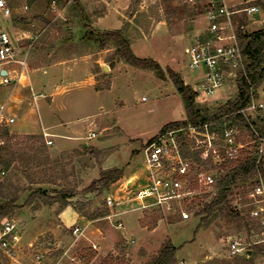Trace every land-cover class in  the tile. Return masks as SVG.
Listing matches in <instances>:
<instances>
[{"label":"rangeland","instance_id":"374dc122","mask_svg":"<svg viewBox=\"0 0 264 264\" xmlns=\"http://www.w3.org/2000/svg\"><path fill=\"white\" fill-rule=\"evenodd\" d=\"M77 1L88 3L92 0ZM8 3L15 14L17 28L28 33L41 32V39L52 28L71 24L68 15L75 0H8ZM129 7L126 17L130 24H125L123 32L134 56L151 59L163 69H171L193 90L201 81L202 74L189 70L184 49L205 27L198 2L156 0L153 4H143L142 0H131ZM43 16H47L45 22H38V17ZM35 19V26L28 27V20ZM159 23L164 27L159 29ZM239 23L244 25L245 34L264 29V6L260 7L257 15L249 20L242 19ZM7 32L10 36L14 34L11 28H7ZM80 32H76L78 36ZM38 41L31 49L21 48L17 54V60L23 61L26 68L16 88H23L29 94L31 88L34 94L48 95L49 87L39 82L45 79L43 72H48L47 69L35 71L29 81L26 80L27 68L40 58L37 57ZM107 50L110 52L104 54L102 61L105 62V69L110 70L93 69L97 73L95 87L110 84L113 76L112 89L97 93L87 84L82 85L80 90L76 86L71 95L78 93L82 106L65 115V118L74 122L79 139L74 144L53 139L50 147L60 150L75 145L76 150L51 154L43 139L37 140L30 136H7L3 139L0 164L6 175L0 179V207L11 201L16 202L17 209L6 218L15 222V231L19 236L17 248L31 256L33 262L42 261L45 255L59 256L66 252L70 264H91L95 258L93 264H104L110 256L125 264H147L161 245L170 241L176 248L175 264H244L239 258L227 254L226 245L232 237H238L245 243L261 239L256 222L247 216L248 210L244 207L246 186L236 184L231 189V212L226 211L216 217L199 214L216 194L206 202H197L195 214L186 221H181L167 209L141 210L139 203L134 201L146 176V145L159 135L165 125L184 121L186 112L183 101L167 77L161 81L150 72L117 62L112 43L106 45ZM107 60H113L112 67L106 63ZM115 64L117 67L111 74ZM11 91V87L0 88V100L6 102L7 107L11 105ZM236 91L237 87L234 89L228 84L215 94V97L219 95L217 98L195 99V104L202 110L213 112L225 103L234 101ZM260 91L264 92V83ZM72 99L74 97L71 102ZM39 101L41 104L43 100ZM39 121L42 127L46 125L41 111L30 116V126L34 125L36 131L41 128ZM22 123V118L17 116L16 124ZM90 132L95 135L92 139L88 138ZM112 169L123 172L120 180L109 184L106 189L102 190L100 185H96L91 192H87L91 184L99 179L100 171ZM261 183L264 186V178ZM38 190H44L47 197L59 201L60 195L71 194L70 200L56 203V209L69 206L90 222L88 228L79 226L63 231V235L72 238L68 247L66 244L60 245L56 241L58 238L49 233L35 240L40 220L48 224L47 227L57 224L53 218L56 212L48 217L47 209L37 221L32 219L34 210L30 205L33 204L34 208L48 206V200L40 197ZM107 200L117 201V207L108 208ZM234 202L239 205L236 210L232 206ZM239 211L241 214L238 216L235 212ZM153 216L157 218L154 227L149 224ZM142 222L146 227L141 225ZM22 223L26 225L21 227ZM74 230H78L76 236L72 234ZM40 231L44 233L45 230ZM84 236L91 238L94 243H81L80 238ZM261 245L264 243L249 247L251 257L245 261H250L249 264H264V258L258 251ZM91 253H94V257L89 259ZM5 257L7 255L0 251V264L5 263Z\"/></svg>","mask_w":264,"mask_h":264},{"label":"built area","instance_id":"2783aa9c","mask_svg":"<svg viewBox=\"0 0 264 264\" xmlns=\"http://www.w3.org/2000/svg\"><path fill=\"white\" fill-rule=\"evenodd\" d=\"M196 1L205 27L184 49V56L189 70L202 74L201 81L193 89L195 99L208 100L225 85L237 87L238 76L245 69V57L237 37L239 21L257 15L264 0ZM14 18L8 0H0V88L11 87L12 90L26 68L23 61L17 60L19 50L31 49L42 34L20 30ZM7 28L13 30L12 36ZM236 114L246 122L247 129L242 130L230 121L188 125L159 134L146 145V176L134 198L141 210L167 209L181 221H186L195 214L197 202H206L217 193L218 182L230 162L245 154L259 167L264 157V92L259 90L256 95L251 94L249 103ZM13 122L7 112V103L0 100V150L4 146L3 139L11 136L8 128ZM94 137L92 133L88 136L89 139ZM5 175L0 164V179ZM261 180L258 173V181L247 190L244 204L248 217L260 225L261 239L251 243L238 237L228 239L226 251L229 256L248 258L249 247L264 243V186ZM117 204L115 200H107L110 209L116 208ZM232 206L239 208L236 202ZM15 230L13 220L6 217L0 220V251L7 256L19 240ZM77 233L78 230L72 232L73 236Z\"/></svg>","mask_w":264,"mask_h":264},{"label":"crops","instance_id":"0c3cea01","mask_svg":"<svg viewBox=\"0 0 264 264\" xmlns=\"http://www.w3.org/2000/svg\"><path fill=\"white\" fill-rule=\"evenodd\" d=\"M130 2L131 0H92L88 3H82L75 0L73 9L69 11L68 15L71 24L63 28H52L40 39V42L38 41L37 57L40 58L27 68L26 80L28 82L31 77L30 75L35 71L47 69L48 72H43L45 81L39 80V82L46 84L49 87V92L48 95H44L43 93L34 94L31 88L29 89L30 94L26 93L23 88H16L11 91L9 97L11 105L7 107L9 116L14 120L13 124L8 128L11 136H30L37 140L43 139L45 144L48 145L47 147L51 154L66 153L77 149L75 145L70 149L63 148L60 150H52L50 147L53 145V139H60L73 144L79 139L76 136L77 131L74 122L65 118V115L73 113L82 106L78 98L79 94L71 95V92L76 86L80 90L84 84L94 89L95 92H99L95 87L97 73L93 69L95 67L101 68L102 71L105 69V62L102 61V58L110 50L105 51L108 43L103 46L104 48L101 47L96 36L105 32L125 29V24H130V21L126 17V11L129 9ZM155 2L156 0H142L143 4H153ZM62 12L64 13L65 11ZM38 18L40 20H28V27L35 26L36 20L44 23L47 16ZM157 27L160 29L164 25L159 23ZM78 30L81 31L79 36L76 33ZM107 61L106 63L109 64V67H112L111 63H113V60ZM116 67L117 64L113 65L110 73L115 71ZM107 70H110V68L105 69V71ZM113 81V76H111L110 86L107 91L112 89ZM2 95L4 94L2 93ZM72 97H74V100L72 99L71 102ZM217 97L214 95L212 98L215 99ZM39 100H43L41 104ZM38 111L42 112L43 120L47 126L42 127L39 121L41 128L36 131L34 125L30 126V116L38 114ZM17 116L23 120V123L20 125L16 124ZM82 147H85V145ZM29 207L34 210L32 216L34 221H37L46 209L48 217H50L51 213L56 212L53 218H55L54 221L57 224L55 223L51 227H47L48 224L44 223L43 220L38 222L40 224H37L38 232L35 240L43 234L49 233L54 238H58V240H55L59 241L60 245L66 244L68 247L72 238L63 235V231L79 226L88 228L90 225L89 221L84 220L82 216H79L69 206L56 209L58 208L57 205L53 204L51 206L34 208L32 204ZM25 225L26 223H22L20 226L24 227ZM40 229H44V233ZM80 239L81 243H94L90 240L91 238L88 239L86 236ZM98 256L99 254L96 257ZM67 258L68 253L64 252L59 256L45 255L42 261L33 262L31 256L22 253L21 249L15 246L11 256L5 257L4 264H70Z\"/></svg>","mask_w":264,"mask_h":264},{"label":"trees","instance_id":"16d2710c","mask_svg":"<svg viewBox=\"0 0 264 264\" xmlns=\"http://www.w3.org/2000/svg\"><path fill=\"white\" fill-rule=\"evenodd\" d=\"M136 1L138 0H132V2ZM243 27L244 25L239 23L237 37L240 43L242 54L245 57V69L244 72L240 73L238 76L236 83L237 91L234 101L227 102L225 105L216 108L213 112L202 110L196 106L194 91L184 84L177 73L173 72L167 67L163 69L157 62L151 59L136 58L132 52L128 40L124 36V30L105 32L97 35L96 38L99 40L101 47L107 43L113 44L117 62L124 63L141 71L150 72L161 81L167 77L169 82L174 86L176 93L184 103L186 119L184 121L165 125L159 134L188 125L199 126L209 122H217V124H222L223 122L229 121L235 124L238 128L244 130L247 129L248 126L243 118L236 113L249 103L251 94L256 95L264 83V29L250 34H245L243 32ZM109 86L110 84L105 85V87H97V90H107L109 89ZM225 117H227L226 120ZM151 141L149 143H151ZM258 173L261 175V178H264V159L261 160L258 168L255 165L254 159L245 154L242 155L239 160L230 162L226 166L224 174L218 182L216 197L210 202V204L204 205L199 214L205 215L207 217H216L223 215L226 211L231 212L229 200L232 195L231 189L236 184H242L246 186L247 190L252 188L254 183H257L258 181ZM122 176L123 172L116 169L100 171L99 179L91 184L88 189L89 191L87 192H91L96 185H100L102 190L106 189L109 184L117 182L122 178ZM37 194H39L40 197L48 200L46 203L48 206L58 202L60 203V201L65 202L66 200L72 198L71 194L65 193L60 195V201L55 200L51 197H47L44 190H38ZM61 204L67 205L66 203ZM16 209L15 201H11L2 205L0 207V220L10 216ZM145 214L147 215V213ZM235 214L239 216L241 213L239 211L237 213L235 212ZM156 220V216H153L152 219L149 220V224L154 227L153 224L156 223ZM142 224L143 222L141 225ZM142 226L146 227V225ZM256 226L260 230V225L256 223ZM122 249L123 247H121V251H123ZM258 251L262 254V258H264V245H261V247L258 248ZM175 256L176 248L171 244L170 241H166L161 245L156 255L153 256L147 262V264H175ZM93 257L94 253H91L89 259H92ZM250 257L251 253L248 258ZM237 258L243 261L244 264H249L250 262L245 261L247 258ZM104 264L125 263L110 256Z\"/></svg>","mask_w":264,"mask_h":264}]
</instances>
